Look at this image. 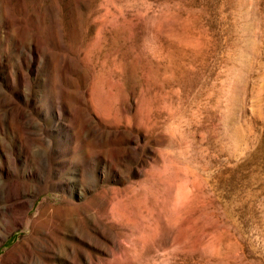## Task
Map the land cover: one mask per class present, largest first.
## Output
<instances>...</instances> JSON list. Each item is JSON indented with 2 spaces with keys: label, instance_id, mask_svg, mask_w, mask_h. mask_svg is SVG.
Wrapping results in <instances>:
<instances>
[{
  "label": "rangeland",
  "instance_id": "1",
  "mask_svg": "<svg viewBox=\"0 0 264 264\" xmlns=\"http://www.w3.org/2000/svg\"><path fill=\"white\" fill-rule=\"evenodd\" d=\"M0 264H264V0H0Z\"/></svg>",
  "mask_w": 264,
  "mask_h": 264
}]
</instances>
